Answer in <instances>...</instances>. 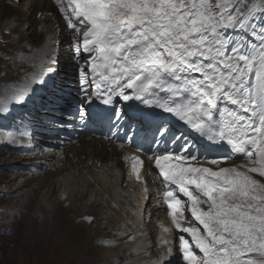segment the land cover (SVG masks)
I'll list each match as a JSON object with an SVG mask.
<instances>
[{"label":"snow or ice","instance_id":"6c2138e0","mask_svg":"<svg viewBox=\"0 0 264 264\" xmlns=\"http://www.w3.org/2000/svg\"><path fill=\"white\" fill-rule=\"evenodd\" d=\"M60 10L70 29L83 27L95 95L117 119L151 131L156 144L183 139L178 122L247 160L185 166L199 163L186 145L184 155L156 157L172 224L202 253L181 236L186 264H264V0H67ZM185 203L193 227L177 218Z\"/></svg>","mask_w":264,"mask_h":264},{"label":"rangeland","instance_id":"374dc122","mask_svg":"<svg viewBox=\"0 0 264 264\" xmlns=\"http://www.w3.org/2000/svg\"><path fill=\"white\" fill-rule=\"evenodd\" d=\"M8 1L0 0V125L6 122L2 117H9L5 126L8 129L7 134L23 136V133H27L28 130H23L18 118L27 122L34 121L37 125L38 123L47 122L44 117L36 113L34 108L23 110V107L27 105L26 102L29 99L30 92L48 84H52L59 89L68 84L70 78L82 83L81 70L85 69V63L81 59L80 49L79 51L77 50L79 33L69 32L66 20L59 13H55L57 16H53L52 20L47 23V25H51L48 30L43 29V26H45L43 24L34 25L36 23L35 20L40 19L38 18L39 13L53 12L55 9L53 5H51L52 9L50 6L49 10L45 11V9L41 8V4L32 7L29 2L21 0L17 8H12L8 6ZM243 2L249 6L255 4L253 0H243ZM256 4H259V0ZM257 18L259 19V17ZM255 39L258 40L259 38L256 37ZM60 40H62L61 43ZM14 53L21 57H32V62L26 66L23 60L15 56ZM70 72L75 74L71 75ZM249 80L253 85L255 84L254 76H250ZM37 105L41 106L43 104L39 103ZM38 130L33 128L30 132V139L33 136L37 137L40 132V129ZM35 132L36 134H34ZM2 136L0 134V139ZM34 142L36 140H32V144L35 145ZM100 147L105 150L111 149L108 146ZM40 148L45 150L53 149L44 145L39 146ZM39 149L28 147L29 153L27 154L35 155L40 152ZM78 149L80 150V148ZM97 149V158H102L105 161H115V158H107V156L103 155L99 147ZM3 152L13 155L9 151ZM89 152L85 148L84 154ZM1 155L3 154L0 153V167H3L0 169V264H99L101 263L99 256L103 255L105 257L107 254H101V252L97 251L91 255L90 248L94 247L97 250L99 247L112 246L118 241L116 240L117 234L115 230L126 227L131 222L130 220L125 221V219L129 218L130 215L134 217V220L139 217L134 211L128 214L127 209L129 207H123L121 217L118 218L116 216L112 223L108 224L105 218L108 216V211L113 208L110 199L104 194H101L102 196L92 194V199L89 197L90 194H88V197L76 207L74 200L81 195L78 194L77 189L82 188L76 187V191L67 190L66 194L62 192V188H60V191L59 188H55L56 181L65 172L70 173L77 169L74 166H67L61 176H59L60 172L51 173L47 176L44 173L47 169L52 168L51 166L55 163H53V160L45 167L37 168L33 164L38 160H31L28 164L23 159L19 161L18 157L13 155L12 157L14 158H11L9 162H1L3 160ZM77 157L82 160L81 162H84L86 158V156H81V154ZM73 160L74 162L76 161L75 159ZM24 165H26V173H34L35 175H26L22 171L13 169L22 168ZM59 165V163L55 164L54 171L59 170ZM43 175L44 177L41 178ZM151 175H153L151 172H145L144 176L147 178V183L152 189H158L155 186V181L151 179ZM29 177L30 180H28ZM33 177H36V179H32ZM41 181H43L42 184ZM49 186H52L54 194H47ZM38 187L43 188L40 194H31ZM95 200L98 201L94 203ZM58 201H66L67 204L65 206H70L75 210L74 216L67 222V226L74 229L69 249L57 247L61 233L56 224L54 227L58 232L54 233L50 232V230L48 231L47 228L40 229L41 221L37 223L34 220L32 222L33 217H47L45 220H52L53 215L51 216L50 214L57 209L58 204L56 205V203ZM99 204L104 205V210L101 209ZM113 206L115 207V205ZM49 207L51 209L46 214ZM140 208L144 210V207ZM97 210L102 211L98 212ZM144 213L147 223L148 211ZM63 214V211H61L60 216ZM22 216L23 219H21ZM164 219L165 217L161 218L157 223ZM30 221L31 223L29 224ZM44 231H48L49 234L45 238H40V234ZM120 232H123V230L117 233ZM147 232L148 230L146 229L144 234L146 235ZM52 235L53 240L48 241V238ZM85 237L88 238L87 242L84 240ZM133 242L137 243V240L134 239ZM123 243L125 242L119 244L123 245ZM132 251L126 248H117L113 255L123 257L127 256L126 252L129 255L133 253ZM158 254L159 251L157 253L148 251L143 254L142 261H148L150 264H164L158 262ZM126 260L124 259L122 264H126ZM115 264H119L117 260Z\"/></svg>","mask_w":264,"mask_h":264},{"label":"bare ground","instance_id":"6f19581e","mask_svg":"<svg viewBox=\"0 0 264 264\" xmlns=\"http://www.w3.org/2000/svg\"><path fill=\"white\" fill-rule=\"evenodd\" d=\"M24 1L29 2L32 7L37 6L38 4H41L42 5L41 8L45 9V11H48L49 7L51 6L49 0H24ZM50 19H51V16L48 14L41 15L40 21H37L35 24L36 25L44 24L46 27L48 26L47 27L48 29L49 27L51 28V25H47ZM14 55L22 59L23 62L26 64V66H28V64L32 62V57H28V56L21 57V56H18L17 54H14ZM70 74L74 75L75 73L70 72ZM43 90L45 93L48 92L47 86L43 85L42 87L38 89L32 90L29 94V99L26 102V104L29 105L32 102L38 103L37 100L39 96H36V94L43 93ZM49 98H44V99H49ZM50 99H57V98L51 96ZM70 100L72 102H75L76 98L71 97ZM54 103H57V102H54ZM70 111L71 109L69 107L60 108L59 117L61 118L66 117ZM174 124L176 125L175 127H178L177 122H174ZM45 130H49V128H46ZM4 132H6L5 126L2 124L0 125V133L4 134ZM41 136L45 138V134ZM43 138H41L42 142H44ZM49 144H52V147H54L53 150H50V151L41 150L40 153L36 155H29V154H25V152L22 150L15 149L12 146V141H10L7 138H3L2 140H0V153L3 154L1 155V159H3L1 162H5V161L9 162L11 158L18 157L19 161H22V159L23 160L27 159L28 161L38 160L36 163L33 164V166L37 168H43L49 162H51L55 157H59L60 160L59 162H57L60 164L59 170L54 171V166L56 164L55 163L53 164V166H51L52 168L46 170L44 175L48 176L51 173L60 172L59 176H61L63 175L64 171L67 169V166L69 165L77 168L74 171L71 170L72 172L70 173L65 172V174L56 181L55 188H59V191H60V188H62L63 190L62 192L64 194H66L65 192L67 190L76 191L75 189L76 187L82 188V189H77V191L79 192L78 194H81V195L79 198H76L74 200V204L76 205V207L79 205V203L82 200H85L88 197V194H90L89 197L91 199L93 198L92 194H97L99 196H102L101 194H104V196L107 195L108 198L110 199V203L113 208L110 211H108L107 213L108 216L105 218L108 221V224L112 223V220L116 218V216H118V218L121 217L123 207H129L127 209L128 214H129V212H133L135 210H142V208L140 207L151 205L150 207L151 209L149 210V213H148L149 218L147 219V223L144 225L146 229L148 230L146 235L151 239V243L150 244L147 243L146 240L141 237L140 232L143 233V230L141 229L142 219H137L138 224H136L134 222V217L130 215L131 217L129 216V218L125 219V221L130 220L133 225H138L136 228H132L130 226H126L124 227V229L117 228L115 232L117 234L116 240L118 241L115 242V244H113L112 246H107V247H101V248L99 247L97 250L94 247L90 248L89 251L91 255L95 254L97 251L101 252V254L102 253L107 254L106 256L104 255L105 257H103V255L99 256L98 254L100 258L99 261L101 262L99 264H115L116 260H117V263L122 264L124 263V259H127L126 264H150L148 261H142L143 254H145L148 251L153 252V253H157L159 251V254H158L159 263L170 264L167 261L168 259L173 258L179 261L180 264H186V261H184L182 252L180 250L181 236H183L184 239L190 242L195 252L200 254L198 250L195 249L194 242L188 236H186L183 232L177 229L175 225L172 224L171 217L169 215L165 213L166 215L165 219L157 223V221L162 218L161 216L162 212H160L158 209V205H159V208H161L160 201H159L160 197H157V194H152V190H150V188L152 189V187L147 183V179L145 181L144 171L137 177L132 176L131 173L128 172L130 169V164L128 163L127 158L126 159L120 158V154L116 147L112 146L111 149L105 150L100 147V146H105L104 145L105 143L103 141H96V140H89L88 142L85 141L84 142L85 147L84 146H77V147L72 146L69 150H66V149L58 150V144H56V142H49ZM23 146H24V142L21 140L19 142V148H22ZM98 147L101 153H103V155L107 156V158L108 157L115 158V161H110V160L105 161L102 158H97L96 152L98 151L97 149ZM78 148H80L81 151ZM85 148L87 149V151H90L88 154H84ZM2 150L11 152L14 155V157H12L13 155L11 156L9 154L4 153ZM80 154L81 156H86L84 162H81L82 160L79 157H77L78 155L80 156ZM73 159H75L76 161L74 162ZM80 162L81 164L79 165ZM75 165H79V166H75ZM12 167H16V166H12ZM26 175H35V174L26 173ZM44 175L41 176V178H43ZM72 177H74L73 180H71ZM32 179H36V177H33ZM152 179L154 180V178ZM28 180H30V177L28 178ZM42 182L43 181H41V184ZM156 187L161 188V184L158 185V182H156ZM41 189L43 188L38 187L37 190L35 191L34 189L31 194H40ZM47 194H54V192L52 191V186H49V190ZM150 194L152 196L151 198H150ZM45 201L48 202L47 199H45ZM51 201L54 202L53 200ZM97 201L98 200H95L94 203H96ZM57 204H58L57 209L54 212H51L50 214L51 216L53 215L52 220L51 219L50 221L45 220L47 217H43V218L33 217L32 222L34 220H36L37 223L41 221L40 227H39L40 229L43 230L47 228L48 231L50 230V232H54V233L58 232L55 230V227H54V225L56 224L57 228L59 229L61 233L60 240L58 242L57 247L69 249L71 246V240H72L71 238L74 234V229L69 228L67 226V222L70 218L74 216L75 210L72 209L70 206L68 207L65 206L67 204L66 201H58L56 205ZM113 205H115V207ZM50 209H51L50 207L47 209L46 214H48V211ZM101 209L104 210V205H101ZM61 211H63L64 213L62 216H60ZM101 211H98V212H101ZM23 216L21 217V219H23ZM140 217L141 216H139L138 218ZM30 223L31 221L29 222V224ZM76 225L79 226L78 224ZM165 228L168 230L164 231ZM120 230H123V232L117 233ZM48 231L42 232L39 237L45 238L46 235L49 234ZM136 234H137V238L142 240V243L138 245L137 247H136L137 243L133 242ZM51 240H53V235L48 238V241H51ZM84 240L85 242H87L88 238L85 237ZM164 241H166V243H164ZM121 242H125V243H123V245L119 244ZM134 247H136V251L131 250V248H134ZM117 248H126L127 250H130L133 253L128 255V253L126 252L127 256L125 255L123 257L114 256L113 252ZM138 256L140 257L138 258ZM174 264H179V263L174 262Z\"/></svg>","mask_w":264,"mask_h":264},{"label":"clouds","instance_id":"9594fccd","mask_svg":"<svg viewBox=\"0 0 264 264\" xmlns=\"http://www.w3.org/2000/svg\"><path fill=\"white\" fill-rule=\"evenodd\" d=\"M8 6H10V5H8ZM10 7H11V6H10ZM12 8H13V7H12ZM55 163H57V162L55 161ZM55 163H54V164H55ZM52 166H53V165H52ZM4 167H6V166H4ZM8 167H12V166H8ZM1 168H3V167H0V169H1ZM13 169H14V168H13Z\"/></svg>","mask_w":264,"mask_h":264},{"label":"trees","instance_id":"16d2710c","mask_svg":"<svg viewBox=\"0 0 264 264\" xmlns=\"http://www.w3.org/2000/svg\"><path fill=\"white\" fill-rule=\"evenodd\" d=\"M254 1V0H253Z\"/></svg>","mask_w":264,"mask_h":264}]
</instances>
